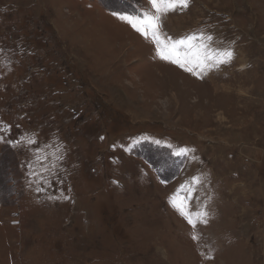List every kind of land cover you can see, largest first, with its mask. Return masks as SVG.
I'll return each mask as SVG.
<instances>
[{
	"label": "rangeland",
	"instance_id": "obj_1",
	"mask_svg": "<svg viewBox=\"0 0 264 264\" xmlns=\"http://www.w3.org/2000/svg\"><path fill=\"white\" fill-rule=\"evenodd\" d=\"M150 9L0 0V264H264V0Z\"/></svg>",
	"mask_w": 264,
	"mask_h": 264
},
{
	"label": "snow or ice",
	"instance_id": "obj_2",
	"mask_svg": "<svg viewBox=\"0 0 264 264\" xmlns=\"http://www.w3.org/2000/svg\"><path fill=\"white\" fill-rule=\"evenodd\" d=\"M151 9L144 11L138 15H120L119 19L130 24V26L140 33L145 39L151 37L156 44L157 55L160 59L177 64L185 70L191 71L186 65L192 64L199 67L201 70L209 66V61L214 59V55L209 52L207 44H194L195 37H186L180 40L171 41V38L166 37L161 39L160 22L161 18L177 8L187 7L188 0H149ZM115 15V13H114ZM212 37H208L211 40ZM171 41V42H167ZM233 53L226 51L216 58L217 63H226L232 58ZM32 141H29L31 143ZM181 214L184 212L182 209ZM207 223V221H203ZM192 224L193 221L189 220ZM195 226V225H193ZM193 239H199L198 236H193Z\"/></svg>",
	"mask_w": 264,
	"mask_h": 264
}]
</instances>
